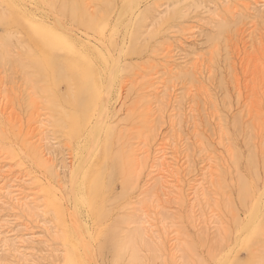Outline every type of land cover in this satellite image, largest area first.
Listing matches in <instances>:
<instances>
[{"label":"rangeland","instance_id":"1","mask_svg":"<svg viewBox=\"0 0 264 264\" xmlns=\"http://www.w3.org/2000/svg\"><path fill=\"white\" fill-rule=\"evenodd\" d=\"M4 185L0 264H264V0H0Z\"/></svg>","mask_w":264,"mask_h":264},{"label":"bare ground","instance_id":"2","mask_svg":"<svg viewBox=\"0 0 264 264\" xmlns=\"http://www.w3.org/2000/svg\"><path fill=\"white\" fill-rule=\"evenodd\" d=\"M64 6L62 5V8H63ZM64 9V8H63ZM75 13V12H74ZM73 13V14H74ZM72 14V15H73ZM81 18V17H80ZM92 20V19H91ZM95 21V20H94ZM63 22H65V21H63ZM63 22L61 21V20H59V19H56V23L58 24V26L60 25H62L63 26ZM89 23L88 24H86V26H88V27H92V26H94V23L95 22H93V20L92 21H88ZM65 24V23H64ZM57 26V25H56ZM59 26V27H60ZM66 27V26H65ZM44 28V27H43ZM64 28V27H63ZM67 28V27H66ZM99 28V27H98ZM47 29V28H46ZM58 28L56 27V30H57ZM61 29V28H60ZM69 29V28H68ZM53 31V30H52ZM68 31V30H67ZM70 31V30H69ZM68 31V32H69ZM56 32H58V31H56ZM64 32V31H63ZM66 32V31H65ZM70 33V32H69ZM57 34H59V33H57ZM33 35V34H32ZM69 35H71V34H69ZM56 36V35H55ZM73 36V35H72ZM34 37V41L36 40L35 39V36H33ZM32 36L30 37L29 36V38H33ZM69 37H71V36H69ZM38 39V38H37ZM77 38H74V36H73V38H68V40H70V42L71 43H74V41L76 40ZM31 40V39H30ZM32 42H33V39H32ZM38 42H40L39 40H38ZM33 43H35V42H33ZM41 43V42H40ZM76 43V42H75ZM78 43V42H77ZM38 45V44H37ZM43 45V44H42ZM45 48V47H44ZM69 48H70V46H69ZM43 50V49H42ZM41 50V51H42ZM45 50H47L48 51V49H45ZM69 50V49H68ZM39 51H40V47H39ZM44 51V50H43ZM47 51H45V53L47 52ZM69 53H71V52H69ZM69 53H68V55H69ZM51 54V53H50ZM67 54V53H66ZM43 56V55H42ZM55 56V55H54ZM70 57V56H69ZM72 57V56H71ZM55 58V57H54ZM60 58V57H59ZM77 58V57H76ZM75 58V59H76ZM41 59H42V57H41ZM62 60V59H61ZM60 60V61H61ZM73 60V59H72ZM79 60V59H78ZM49 61V60H48ZM55 61H56V59H55ZM83 61V60H82ZM241 61V60H240ZM54 62V61H53ZM76 62V61H75ZM52 63V62H51ZM78 63V62H77ZM86 63V62H85ZM46 64V63H45ZM48 64H50V63H48ZM58 64V63H57ZM71 66V65H70ZM45 67H46V65H45ZM84 67V66H83ZM69 68V67H68ZM78 68V67H77ZM85 68V67H84ZM88 68V67H87ZM194 68H196V66L194 65V66H190L189 67V70H191L192 72H193V69ZM70 69H71V67H70ZM74 69V68H73ZM83 69V68H82ZM89 69V68H88ZM47 70V69H46ZM50 70H52V69H50ZM56 70H58V69H56ZM64 70V69H63ZM69 70V69H68ZM81 70V69H80ZM79 70V71H80ZM188 70V69H187ZM53 71V73H55L54 72V70H52ZM47 72V71H46ZM50 72V71H49ZM91 72V71H90ZM75 73V72H74ZM195 73V72H194ZM43 74V73H42ZM191 74H193V73H191ZM75 77V76H74ZM50 79V78H49ZM51 83V82H50ZM77 85H79V84H77ZM99 85V84H98ZM53 89V88H52ZM70 89V88H69ZM71 91V90H70ZM79 91V90H78ZM156 95V94H155ZM86 96V95H85ZM152 96H154V95H152ZM81 98H82V96H81ZM73 100V99H72ZM80 101H82V100H80ZM106 101V100H105ZM105 101H102L103 103H102V106H100V113L102 114V116L103 117H105V115H107V103L105 102ZM108 101V100H107ZM101 104V103H100ZM152 105V104H151ZM1 113H3L2 111H1ZM192 117V116H191ZM107 117H105V121L107 120L106 119ZM102 121H103V119H102ZM101 121V122H102ZM104 121V122H105ZM104 122L101 124V127H103V124H104ZM170 151L168 150V148H160V151H158V154H159V157H158V160H157V164H156V166H155V168H154V172L155 173H157V175H161L162 176V179L163 178H165V180H163L162 181V184L163 185H167L168 183H169V181H168V179L169 180H172V179H174V178H176L177 177V173H175L174 171H173V169H174V164H175V162H174V156L171 154V153H169ZM99 154V153H98ZM103 153H101V155H98V160L99 159H101V157H103ZM97 160V161H98ZM101 161V160H100ZM155 161V160H154ZM179 161V160H178ZM100 163L101 162H99V165H100ZM112 164H113V162H111ZM116 163V162H115ZM115 163H114V165H115ZM96 164V163H95ZM94 165V164H93ZM97 166V165H96ZM96 168H98V167H96ZM214 171H215V167H214V165L211 163L210 164V166L208 167V170L206 171V173H205V175H207V176H212L213 174H214ZM96 169H94L92 166L86 171V174H85V180H86V182H87V196L88 197H90L91 196V188H92V184H93V182H94V180H95V176H96ZM161 178V177H160ZM206 183V182H205ZM10 187L11 186H8V185H4V186H2V187H0V193H6V195H9V197L12 199L13 198V200H18L15 196H11V194H13V190H11L10 191ZM202 187V189H199V188H197V194L202 190H204V186H201ZM193 197V196H192ZM196 197V196H195ZM198 200V199H197ZM200 202V201H199ZM74 218H76L75 216H74ZM74 220H76V219H73V225L75 224V222H74ZM143 220V219H142ZM78 223V222H77ZM76 225V224H75ZM74 225V226H75ZM1 234V233H0ZM9 235H13L12 233H10V231H8V233H7V236H9ZM69 240V239H68ZM75 244V243H74ZM74 244H70L72 247H73V245ZM4 245V249H6V250H9L10 249V245L6 242V243H4L3 244ZM78 248V247H77ZM18 251V250H17ZM75 251V250H74ZM73 253V252H72ZM71 253V254H72ZM72 256V255H71ZM84 256H81L80 254H79V252H77V251H75L74 253H73V258H72V262H71V264H85V260H84V258H83Z\"/></svg>","mask_w":264,"mask_h":264}]
</instances>
